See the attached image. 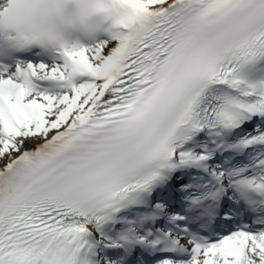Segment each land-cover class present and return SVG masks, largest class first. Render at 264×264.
<instances>
[{"label":"snow or ice","instance_id":"6c2138e0","mask_svg":"<svg viewBox=\"0 0 264 264\" xmlns=\"http://www.w3.org/2000/svg\"><path fill=\"white\" fill-rule=\"evenodd\" d=\"M0 264H264V0H0Z\"/></svg>","mask_w":264,"mask_h":264}]
</instances>
